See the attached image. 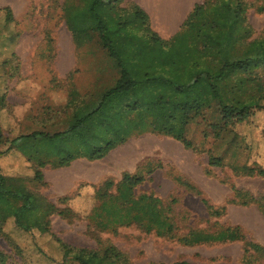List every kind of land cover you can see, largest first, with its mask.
I'll return each mask as SVG.
<instances>
[{
  "label": "rangeland",
  "instance_id": "374dc122",
  "mask_svg": "<svg viewBox=\"0 0 264 264\" xmlns=\"http://www.w3.org/2000/svg\"><path fill=\"white\" fill-rule=\"evenodd\" d=\"M81 1L0 0V97L4 98L0 150L34 130H64L76 105L95 99L114 82L113 62L97 38L77 47L66 24V5ZM193 1L212 9L229 0ZM230 1L246 8L242 30L240 24L236 32L242 37L236 48L243 51L248 41L264 38V0ZM120 7L103 11L102 16L112 41L127 48L128 68L141 82L138 102L149 113L130 109L131 99L118 96L107 114L88 121L105 139L129 138L104 159H78L64 168L47 164L40 169L44 181L38 182L37 162L12 150L0 159L2 172L44 199L39 202L40 211L48 203L64 210L86 192L79 200L80 212L46 215L50 232L42 234L45 244L62 239L101 252L114 246L130 264H264V258L247 245L264 247V178L251 177L246 170L264 169V110L242 124L224 128L216 139L211 125L219 121V115L206 80V72L216 64L195 37L198 28L191 31L181 25L175 35L163 37L159 32L165 26L159 14L154 12V21L145 11L150 30L168 44L160 49L146 36L147 26L136 19L141 8L131 0ZM219 18L217 14L215 21ZM247 27L251 31L245 37ZM256 73L264 90V68ZM233 82L230 79L229 86ZM70 92L74 95L69 96ZM252 93L253 89L243 87L242 96ZM194 103H210V107L200 115L190 114L187 138L193 142L192 149L152 127L135 134L146 121L159 129H177L184 108ZM210 156L222 157L223 165L209 166ZM126 174L141 176L143 181L131 188L123 182ZM63 197L71 201L60 200ZM105 199L115 201L129 226H117L116 231L96 227L93 210ZM18 222L30 231L19 228ZM18 222L13 217L4 221L0 264H51L37 250L41 234L37 216L25 213ZM229 228H239L244 239L186 242L193 232L217 235ZM51 253L59 255L57 250ZM69 261L64 263L75 264Z\"/></svg>",
  "mask_w": 264,
  "mask_h": 264
},
{
  "label": "trees",
  "instance_id": "16d2710c",
  "mask_svg": "<svg viewBox=\"0 0 264 264\" xmlns=\"http://www.w3.org/2000/svg\"><path fill=\"white\" fill-rule=\"evenodd\" d=\"M124 1L82 0L79 4L66 5V24L72 33L75 44L77 47H81L96 37L97 43L104 54L113 62L116 71L115 80L110 86H106L95 99L92 98L86 102L81 101V104L76 105L72 119L64 130L54 132L34 130L31 133L19 135L11 140L7 150H0V159L7 154L6 152L12 150L20 152L37 162L38 169L35 172V180L43 182L44 175L40 169L47 164L64 168L78 159L102 160L111 151L129 140L128 136L119 139H105L88 125V121L95 115L107 114V107L118 96H127L129 100H133V102L130 101V109L142 110V112H145L144 114L149 113L148 108L144 109L146 108L145 105L138 102L140 100L137 97V90L141 86V82L134 78L128 68L127 48L124 44L112 41L109 36L110 28L104 22L102 16L103 11L118 9ZM209 11L211 12L210 16H208ZM217 14H220V18L216 22L215 17ZM245 14L244 4L240 2L233 4L230 0L212 9H209L207 4L195 5L182 26L183 29L187 28L191 31L198 28L195 37L201 39L208 59L216 64L206 72L208 89L219 115V121L211 125L216 139L221 138V132L224 128L227 129L242 124L256 111L264 110V94H261L264 93L263 83L256 78V72L264 68V38L248 41L247 47L243 51L236 48L239 39L242 38L236 36L237 27L241 24L239 29L242 30V23L246 20ZM136 19L147 26L146 36L155 47L161 49L168 45L150 30L148 26L149 16L143 9L137 11ZM250 31L247 27L243 36H250ZM230 79L234 81V85L229 86ZM245 85L249 89H253V93L246 98L242 96V89ZM177 89L179 92L183 91L181 86H177ZM72 95H74V92H70L69 96ZM3 99L0 97V102ZM205 107H210V103H194L185 107L180 126L177 129H159L152 122L146 121L143 126L135 131V134L143 133L147 131L148 127H152L156 131H161L163 134L181 142L185 148L192 149L194 147L193 142L187 138L189 117L191 113L200 115ZM207 135L209 134L207 133ZM1 137L0 129V140ZM222 165V157H209V166L221 167ZM246 170L251 177L256 175L264 178V169L246 168ZM141 181H143L141 176L132 174H126L123 179V182L131 188L140 184ZM14 182H16L15 179L4 175L0 164V235L3 233L5 219L13 217L18 222L22 214L33 213L37 216V228L41 233L38 236L37 250L41 253L39 255L50 261L49 263L65 264L64 262L71 258L72 261L69 262L75 264H130V260L124 253L114 246H109L101 252L75 247L62 239L45 244L42 234L50 232L49 222L44 220L47 217L46 215H51L52 211H58L62 215L68 212H80L81 209L72 208L70 206L71 200L69 201L68 197H63L60 200L67 199L70 202L69 205L67 204L66 209L62 210L48 203L40 211L39 202L44 199L25 187L16 185ZM93 212L94 215L91 220L95 221L96 227L102 230L116 231L117 226L130 225V222L126 220L125 215L113 200L100 201L99 206L95 207ZM17 226L24 231H30L19 222ZM239 234V228H229L217 235L193 232L186 242L197 244L203 242H233L244 239L243 235ZM247 245L264 258L263 246L256 243H248ZM53 250H57L59 255L53 256L51 253ZM245 252H248L247 248ZM175 264L190 263L178 262Z\"/></svg>",
  "mask_w": 264,
  "mask_h": 264
},
{
  "label": "crops",
  "instance_id": "0c3cea01",
  "mask_svg": "<svg viewBox=\"0 0 264 264\" xmlns=\"http://www.w3.org/2000/svg\"><path fill=\"white\" fill-rule=\"evenodd\" d=\"M139 8L146 11L152 20L155 21L154 12L159 14L162 24L165 26L162 32H159L161 36H173L180 30L181 25L187 20L188 16L193 10L195 5L193 0H131ZM156 5V6H155ZM153 21V23H154ZM78 161V160H76ZM75 162V161H74ZM86 194V192H85ZM80 194L77 200L71 201L70 206L76 210H79V200L83 198ZM66 196L68 194H65ZM64 196V195H63Z\"/></svg>",
  "mask_w": 264,
  "mask_h": 264
}]
</instances>
